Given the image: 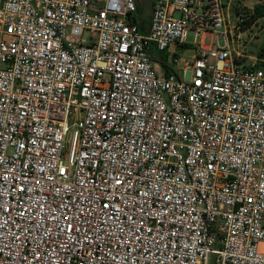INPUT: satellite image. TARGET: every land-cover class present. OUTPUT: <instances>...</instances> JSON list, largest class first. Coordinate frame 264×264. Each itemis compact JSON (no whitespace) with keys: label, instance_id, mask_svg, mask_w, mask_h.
<instances>
[{"label":"built area","instance_id":"built-area-1","mask_svg":"<svg viewBox=\"0 0 264 264\" xmlns=\"http://www.w3.org/2000/svg\"><path fill=\"white\" fill-rule=\"evenodd\" d=\"M241 2L0 0V264H264Z\"/></svg>","mask_w":264,"mask_h":264},{"label":"rangeland","instance_id":"rangeland-1","mask_svg":"<svg viewBox=\"0 0 264 264\" xmlns=\"http://www.w3.org/2000/svg\"><path fill=\"white\" fill-rule=\"evenodd\" d=\"M136 3V11L134 12L137 20L143 19L148 20L151 12V2L153 0H134ZM261 0L258 3H261ZM255 0H243V3L248 6L254 7ZM242 4L241 0H232V5ZM249 8L244 7L242 9V18L245 19L249 16ZM242 28V27H241ZM200 41L203 40L202 44L211 45V43H216L215 35H206L203 39L201 36L199 38ZM187 41L192 45L193 41V33L189 32L187 35ZM239 41L243 45V50L238 49L241 52L240 59L245 63H249L258 59L259 56L257 54L259 48L264 43V17L259 18L256 23H253L241 29V33L239 35ZM191 53L190 49H183L180 52L181 57L188 56Z\"/></svg>","mask_w":264,"mask_h":264},{"label":"trees","instance_id":"trees-1","mask_svg":"<svg viewBox=\"0 0 264 264\" xmlns=\"http://www.w3.org/2000/svg\"><path fill=\"white\" fill-rule=\"evenodd\" d=\"M264 17V0L261 3L254 5L253 9L249 11V16L241 23L242 28H246L252 24L253 21ZM259 59L264 58V43L257 52Z\"/></svg>","mask_w":264,"mask_h":264},{"label":"crops","instance_id":"crops-1","mask_svg":"<svg viewBox=\"0 0 264 264\" xmlns=\"http://www.w3.org/2000/svg\"><path fill=\"white\" fill-rule=\"evenodd\" d=\"M149 17H150V16H149ZM135 18H136V16H135ZM136 19H137V18H136ZM137 21H138V23H139L140 28H141V29H145V28H147V26H148L149 18H148V20L140 19V20H137Z\"/></svg>","mask_w":264,"mask_h":264},{"label":"snow or ice","instance_id":"snow-or-ice-1","mask_svg":"<svg viewBox=\"0 0 264 264\" xmlns=\"http://www.w3.org/2000/svg\"><path fill=\"white\" fill-rule=\"evenodd\" d=\"M106 207H107V205H106Z\"/></svg>","mask_w":264,"mask_h":264}]
</instances>
